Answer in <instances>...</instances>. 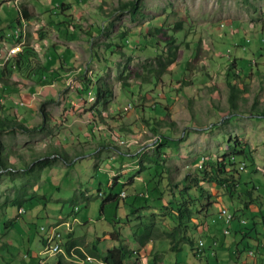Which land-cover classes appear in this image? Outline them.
<instances>
[{
  "label": "rangeland",
  "instance_id": "obj_1",
  "mask_svg": "<svg viewBox=\"0 0 264 264\" xmlns=\"http://www.w3.org/2000/svg\"><path fill=\"white\" fill-rule=\"evenodd\" d=\"M125 1L0 0V29L9 32L17 18L23 25L15 52L24 44L31 45L45 68L37 72L13 70L11 84L27 86L36 80L32 86L38 88L40 82L55 80L51 87H57V94L40 100L37 109L14 106L18 112L28 113L26 122H21L29 127L42 123L41 106L50 116L41 129H16L3 136L4 147L15 152L8 158L19 169L0 173V233L5 220L12 219V229L18 232L20 220L31 217L35 226L28 248L30 254L40 251L38 256L44 261L32 259L40 264H51L58 253L44 250L38 239L40 225L43 233L63 230L60 243L69 232L70 239L77 234L73 239L84 255L90 254L93 244L101 253L117 244L111 236L118 227L120 241L133 251L125 264H228L232 249L237 251V264H257L264 253V245L257 253L253 249L264 231V117L256 115L264 109V0H139L135 14L122 8ZM60 3L69 7L62 12L57 7ZM17 6L25 7L29 16L18 14ZM153 26L176 38L175 59L167 63L164 53L158 58L166 63L164 72H159L161 64L156 58L164 47L145 37ZM0 45L6 52L13 43L0 41ZM3 60L0 57V63ZM232 61L234 66L228 68ZM233 72L238 77H233ZM59 73H65L64 77ZM228 80L240 88L236 107L228 101ZM97 87L104 89L105 96L98 102ZM234 141L251 151L253 163L241 171V181L250 188L254 184L252 195H258L240 215L245 221L229 222V232L224 235L221 228L225 225L217 214L223 207L232 211L231 200L221 187L204 182L210 197L202 202L209 207L194 214L187 232L201 238L203 248H215L219 259L215 261L209 250L207 263L203 255L197 259L185 242L180 243L181 250L171 252L167 236L173 226L168 216L170 196L156 201L148 194L147 168L153 160H162L169 166L170 177L177 180L185 172H193L203 157H221ZM108 143L129 157L126 167L130 169L124 178L130 180L115 184L121 173L112 177L115 197L103 203L100 212L110 178L107 170L95 164L100 148L103 155L112 152ZM51 149L69 152L70 163L58 158L42 168L39 177L23 174L20 169L25 157L28 160ZM81 152L84 154L76 155ZM103 160L111 165L109 156ZM33 189L43 197L33 196ZM17 192L34 197L22 204L23 213L4 202ZM134 192L142 194L135 199ZM145 197L148 205L131 213V205H143ZM66 222H70L69 228ZM148 223L153 224L152 234L139 245L136 236ZM235 230L242 236L238 241ZM13 242L0 249V264H35L28 258L22 261L16 254L17 240ZM250 249L252 255L247 254ZM65 260L68 264H97L76 256L66 255Z\"/></svg>",
  "mask_w": 264,
  "mask_h": 264
},
{
  "label": "trees",
  "instance_id": "obj_2",
  "mask_svg": "<svg viewBox=\"0 0 264 264\" xmlns=\"http://www.w3.org/2000/svg\"><path fill=\"white\" fill-rule=\"evenodd\" d=\"M138 1L139 0H127L123 2L121 6L122 8L129 9L130 11H132L131 13L135 14ZM57 7L63 12V10L67 9L69 5L66 3H60L57 5ZM17 10L18 14H22V8L20 9L17 7ZM64 15L68 17L66 20L68 25L69 23H71L69 20V16L67 14ZM18 23L19 19L17 18L15 24L10 26L14 28V26ZM145 35V37L148 39H154L155 45H162L164 47L160 50V52H157V59L162 55L161 53L165 54L168 61L167 63L175 59L177 50L175 35L171 34L170 32H167L160 26L151 27L149 30L146 31ZM0 41L1 43L6 41L14 44L16 38H14L13 36H7L6 32L0 29ZM234 63L235 61H232L228 65V68L233 67ZM160 64L161 69H159V72H164L165 66L163 65L166 63L160 61ZM25 69L27 71L32 72H37V70L45 69L44 66L40 63V60L38 59L35 50L29 44H24V46H22L20 50H18L17 52H15L0 63V84L10 85L13 81L11 80L13 70L21 71ZM232 76L238 77L235 72H233ZM121 84L124 85V81H121ZM227 86L229 104L231 107H236L237 95L240 92V88L237 84L231 82V80L227 81ZM95 95L97 102L100 99L105 98L104 89H102L101 87H97ZM40 112L43 115L42 123H40L39 126L32 127L27 126L26 124L18 121L15 118L9 119L8 117L1 115L0 130L5 129L14 131L17 129L22 131H29L33 129H41L43 127L42 125L50 116V114L47 110H44L42 106L40 107ZM256 115H258L259 117H264V109L262 108L260 110V113ZM227 149V152L221 157H203L200 163L195 166L193 172L187 171L180 177V179L177 180H173L170 177L168 173L169 166L163 164L162 160L160 162L158 160H153V165L147 168L148 178L146 180L147 183L145 185L147 187L146 189L148 190V192L150 191L148 194H150L152 198H156V201H159V199H161L163 195L170 196V199L167 201L169 205L168 216L173 222V226L171 230L167 232V236L169 239V250L171 252H177L181 250L180 243L185 242L189 245V249L191 250L189 251L193 257L198 259L199 257H201V255H203V257L205 258V262L207 263L206 251H208L209 248H203L204 244L202 246H199L198 241L201 238L195 239L187 232L188 225L195 221L194 214L196 212H199L201 208L209 207L208 205L204 204V202H202L203 199L204 201H208L210 197V192L204 186V182L214 183L215 185L221 187L223 189L224 194L231 200V212L233 214L231 221L236 219L238 222L242 223L243 218H240V215L246 213L250 208V204L254 203V199L258 197V195H252L253 189L256 188L254 184L251 185L250 188L248 187L247 182L241 181V171L245 168L247 163H253L251 151L245 144L238 143L237 141H234L232 144L229 143L227 145ZM13 153H15L14 149L9 148L8 150V148H5L2 142L0 141V173H10L16 169H19L8 159V155ZM18 154V157H20L19 159H21V154ZM58 158L62 159L65 163H70V157L67 152L64 151L60 153L54 149H51L47 152H43L42 154H34L31 160L28 162L24 160V167H22L20 170L25 176L30 177V175H35L36 177H39L41 169L52 164L54 160ZM240 163H244L243 169L240 168ZM164 180L165 182H163ZM108 186L109 191L101 199L102 202L100 212H102L103 203L115 197V193L113 192V186ZM32 191L33 196L34 194H38L43 197V194H39L35 189H33ZM141 194L142 193H135V199H137ZM30 196L31 195L26 196L23 193L17 192L11 198H9L7 201L5 200L4 202H8L7 205H16L18 210V208L22 206L25 201L34 199V197ZM147 201L148 199L145 197L143 199V205L136 207L131 205V213L137 212L139 207L145 208L148 205L146 203ZM3 212H6L5 209L3 210ZM261 219L264 228V215H261ZM254 222L255 221H252V223ZM115 223L116 222H113L112 228H114ZM29 224L31 225V228H34L35 222L33 219ZM3 225L5 229L4 234L7 235L8 227L12 226V219L5 220ZM152 227L153 224L149 223L143 225L141 232L136 236V240L139 245H143L150 238L152 234ZM222 229L223 228H221V232L223 233ZM40 231L41 230H39L38 238L42 242V244L45 245L44 234H42ZM236 231L237 230H235L234 232ZM255 232L259 234L257 230H255ZM119 233L120 232L118 230V227L114 228L112 233L113 236H111L113 240L117 241V244L113 245L110 248H107L102 253L98 252L96 244H93L88 250L91 255H88L93 256V258H96L97 260H100L102 264H125V260L133 255V251L127 248V246H125L124 244H122L119 238ZM223 234L226 235L225 233ZM261 234L262 236H260V238L263 240L257 238L256 243H254L255 245H253V249H257L256 253L260 251L262 245H264V231L259 235ZM236 235L238 236V239L236 241H238L242 237L240 235V230L235 233V236ZM69 237H72V232H69L67 236L62 239V251L56 254V260L51 264H68L65 260L66 255L73 257L76 256L78 259H85L87 254L84 255L83 251L77 247L76 240L70 239ZM212 241L216 242V239L213 238ZM4 244L6 247L9 245L7 241H5ZM245 245L248 246L249 244L246 243ZM214 249L215 248L212 247L209 251L211 252V255L214 256V260L218 261L219 258H217V254ZM231 252L233 253V256L232 258H230V260H228V264H237V251L232 249ZM247 254L252 255L253 251L250 249L247 251ZM24 255H27L30 260H32L33 257L39 258L40 262L42 260V258L38 256L39 253L31 255L29 251H26ZM262 255L263 256L257 264H263L262 261L264 258V253ZM32 263L40 264L36 261H33Z\"/></svg>",
  "mask_w": 264,
  "mask_h": 264
},
{
  "label": "crops",
  "instance_id": "obj_3",
  "mask_svg": "<svg viewBox=\"0 0 264 264\" xmlns=\"http://www.w3.org/2000/svg\"><path fill=\"white\" fill-rule=\"evenodd\" d=\"M21 8L23 9L22 14H24V16H29L27 11H26V8L23 7V6ZM69 40H65V41H69ZM0 47H1V45H0ZM59 74H61V73H59ZM64 74H61V76L63 75V77H64ZM66 77H68V76H66ZM52 80H54V79H52ZM35 81L36 80H32V82H30L27 86H21V85L15 86V85L10 84L11 86L9 87L8 85L0 84V116L1 115L2 116H6L9 119L15 118V119H17L20 122L24 119V121L26 122L25 119L29 118L28 113L18 112L16 110V108H14L16 103L21 105V106H28L30 108L37 109L38 105L40 104V100L44 101L45 99H48L50 97H54L57 94V92H56L57 91V87L56 88L51 87V86H53V83L54 84L56 83L55 80L52 81L51 83L40 82V84L38 85V88L36 86H32V85L36 84L37 81L36 82ZM18 100H20V101H18ZM39 123H41V122H39ZM8 131H12V130H5V129H3V130L1 129L0 130V132H2V133H0V141L1 142H3V136ZM57 137L59 138L57 140V143H59L60 136H57ZM100 144L105 146V147L107 146L105 143H100ZM108 147L110 149H112V152H110V150H109V151H107L105 153L106 155H103V151L101 150L102 148H100V152L98 153L99 154V160H98L97 164H95V166H98V167L102 166L103 169L107 170V174L109 175V178H110L109 179V185H112L110 183V180L113 179L112 177L114 175H116V173L117 174L121 173V174L119 175V177L114 179L113 183L117 184L121 180H124V182H128L130 180V178L129 177L124 178V177L129 172V169H130L129 166L126 167L129 164L128 163L129 162L128 161L129 157L127 155H125L123 153V151L118 150L115 147V145L111 146V143H108ZM67 153L69 154V152H67ZM132 153H134V151ZM83 154H84V152H81V153H77L76 155L80 156V155H83ZM103 156H109V159L111 160V162H110L111 165H108L104 160L102 161V157ZM24 159H25L26 162H28V160L29 161L31 160V158L27 160L26 157ZM56 160H54V161H56ZM9 161H10V159H9ZM10 162L13 163L16 166L15 162H12V161H10ZM135 179H138L140 181L141 178L140 177H135ZM138 180H134V181H138ZM39 187L41 189V186H39ZM39 187L36 186L35 189L39 188ZM122 191L123 190H121V192ZM135 193H137V192H134V194ZM139 193H141V192H138V194ZM118 195H119V193H118ZM125 195H126V193H125ZM121 197H123V196L121 195ZM21 208H23V207L20 206L18 208V210H20ZM21 213H23V212H21ZM20 221H21V225L18 228L19 229L18 232H16L14 229H12L13 228L12 227L13 225H12V226L8 227L7 235L4 234L5 229L3 230L2 233H0V238H1L0 249L3 248V247H6L5 244H4L5 241H7V243L9 244L7 247H10V246L13 245V243H14L13 241L17 240V242H16L17 243V245H16L17 246L16 247L17 253L16 254L20 257V259L22 261H24V259L26 260L28 258L27 255H24L25 254L24 252L29 251L28 246H29L30 242L33 239V232L32 231H34V230H33V228H31V225L29 224L32 221L31 217H29L27 220L21 219ZM65 225L68 228V222H66ZM57 226L58 225H51L52 228L57 227ZM40 232L43 234L42 231H40ZM61 232H62V237H63L64 236L63 230ZM13 233L16 234L15 235L16 239H15V237L11 236ZM76 235L77 234L74 233L73 234V238H76L77 237ZM40 243H42V242L40 241ZM21 247L24 248L23 251H20ZM77 247H78V244H77ZM38 253H40V251ZM31 255H35V252H32ZM86 258L92 259V257L90 255H87ZM28 260H29V258H28ZM41 261H44V260L42 259ZM31 262H32V260H30V263Z\"/></svg>",
  "mask_w": 264,
  "mask_h": 264
},
{
  "label": "built area",
  "instance_id": "obj_4",
  "mask_svg": "<svg viewBox=\"0 0 264 264\" xmlns=\"http://www.w3.org/2000/svg\"><path fill=\"white\" fill-rule=\"evenodd\" d=\"M22 30H23V25L20 24V28H13L11 31L6 32L7 34L12 35L14 38H16V41L14 42V44L12 46H10L6 52H4V50H2L0 48V57H3V59L5 60L6 58H8L12 53L15 52V49H18L20 47L21 44V35H22ZM18 39V40H17ZM3 60V61H4ZM129 105V104H128ZM240 168H244V163H240L239 164ZM125 196V192L123 191V195ZM24 210V207L23 209ZM18 213H21V210H17ZM217 217L220 218V220L223 222V224L225 225L222 229L223 233H228L229 232V227L228 224L229 222H231V219L233 217L232 212H221L220 210H218V214ZM244 220L242 219V222ZM69 223L68 222V228H69ZM40 230L43 232V225L40 226ZM51 232H58V231H50V232H44V238H45V251H50L53 248H62V245L60 243V241H51ZM198 245L202 246L203 245V240L199 239L198 241ZM86 260L88 261H94L97 264H101L100 260H90L88 258L85 257Z\"/></svg>",
  "mask_w": 264,
  "mask_h": 264
},
{
  "label": "bare ground",
  "instance_id": "obj_5",
  "mask_svg": "<svg viewBox=\"0 0 264 264\" xmlns=\"http://www.w3.org/2000/svg\"><path fill=\"white\" fill-rule=\"evenodd\" d=\"M14 28H20V23L19 24H16L15 26H14ZM9 36H10V34H9ZM16 50V49H15ZM92 98V97H91ZM138 138V137H137ZM128 141L129 140H121V143H128ZM130 142V141H129ZM121 195H123V191L120 193ZM23 208H21L20 210H21V212H24V210H22ZM221 212H230V210L229 209H227V208H225V207H223V208H220L219 209ZM55 238V241H58L59 239H60V237H61V232L60 231H58V232H54V233H51V239L52 238ZM51 252H60V251H62V249L61 248H53V249H51L50 250Z\"/></svg>",
  "mask_w": 264,
  "mask_h": 264
}]
</instances>
